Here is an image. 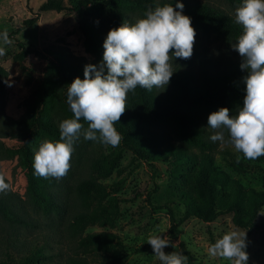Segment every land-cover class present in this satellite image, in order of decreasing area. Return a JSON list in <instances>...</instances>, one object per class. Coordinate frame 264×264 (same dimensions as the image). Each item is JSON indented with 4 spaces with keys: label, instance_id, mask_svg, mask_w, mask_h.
Returning a JSON list of instances; mask_svg holds the SVG:
<instances>
[{
    "label": "trees",
    "instance_id": "1",
    "mask_svg": "<svg viewBox=\"0 0 264 264\" xmlns=\"http://www.w3.org/2000/svg\"><path fill=\"white\" fill-rule=\"evenodd\" d=\"M96 2L107 6V12L104 5L89 17L79 12ZM177 2L156 4L154 0H44L35 13L29 11L32 17L22 20L18 27L8 33L9 38L14 40L19 31L32 27L38 16L45 12L77 13V29L83 38L84 52L93 57L92 60L75 57L61 47L28 49L20 42H16L18 51L12 57L17 62L28 56L45 61L36 100L26 108L24 116L17 120L8 119V124L16 129L15 135L21 143L13 153L17 155V165L25 179L28 203L44 217L56 218L64 234L63 239L69 244V253L63 257L56 255L63 258V264H89L85 257L88 253H98L104 261L110 263H117L126 257L123 242L116 234L108 231L86 232L89 227L112 228L119 214L121 201L116 196L119 183L104 185L101 181L108 178L116 168L123 150L151 168L158 161L168 164L167 198L155 209L165 211L171 240L175 239L176 228L188 219L210 223L222 216H229L231 225L247 232V237L257 231L264 234L263 225L257 222L258 214L264 210V189L246 188L215 166V145L202 125V121L207 123L208 116L220 108H228L230 115H236L237 110L243 107L246 92L242 78L247 73L236 63L221 75L199 80L188 73L175 71L169 86L162 90L153 87L148 91L138 86L135 92L128 93L126 111L114 125L122 136L119 150L107 156L91 158L86 177L75 179L73 184L67 183L70 173L61 179H45L34 175L32 164L39 145L44 139L57 141L60 138L58 132L51 130L39 118L38 110L50 72L53 71L64 84L57 90V94L63 104L70 108L67 104V86L77 77L84 78L85 65H99L102 61L103 43L107 37L102 28L108 27L111 30L120 27L122 23L129 22L131 12H139L144 18L145 12L150 9L164 4H171L175 8ZM180 3L184 4L183 15L191 19L195 32L236 41L242 34L241 25L214 8ZM6 87L7 73L0 67L1 99ZM90 142L81 137L73 146L74 153H79ZM232 162L238 169L241 168L240 163ZM258 162L264 163V157L258 158ZM260 170L264 174V169ZM61 186H64L63 192ZM156 191L157 185L154 183L152 190L146 194L148 203ZM174 202L182 206L179 218L175 217L169 206ZM16 205L10 193H0V216L12 224L31 225L30 221L15 213L13 208L19 210ZM178 247L188 257V261L192 260L182 243ZM172 250L171 246L164 249L166 254L172 253ZM136 252L154 254L149 244L143 245ZM51 259L52 256L38 248L30 250L27 256L17 262L6 260L0 261V264H45ZM156 264L160 262L157 260ZM248 264L264 262L248 260Z\"/></svg>",
    "mask_w": 264,
    "mask_h": 264
},
{
    "label": "rangeland",
    "instance_id": "2",
    "mask_svg": "<svg viewBox=\"0 0 264 264\" xmlns=\"http://www.w3.org/2000/svg\"><path fill=\"white\" fill-rule=\"evenodd\" d=\"M44 0H0V31L7 29L8 33L18 27L22 20L32 17L38 5ZM184 2L189 5H205L214 8L231 20L235 21V10L241 6L243 0H154L156 4L169 2ZM104 4L96 2L82 8L79 12L85 17L91 16ZM105 6V5H104ZM107 12L108 7L105 6ZM142 18L139 12L129 14V24ZM107 35L110 29L102 28ZM82 36L77 29V13L64 14L49 11L38 16L36 23L29 28L19 31L10 45L5 47V55L0 56V67L7 73V87L4 97L0 98V175L5 177L10 185L7 192L15 198L16 207L13 208L21 218L30 221L31 225L12 224L0 216V261L10 260L17 262L29 254L30 250L42 249L44 254L52 256L50 262L45 264H63V257L69 253V244L63 239L64 234L58 227L56 218H46L34 210L28 203L25 191V179L18 167L17 155L13 153L21 143L17 139L16 129L9 126L8 119L17 120L24 116L26 108L37 98L40 90L45 61L32 56L17 62L12 59L18 51L16 42L25 48L43 50L49 47H61L75 57L92 60L93 57L84 52ZM233 39H224L214 34L196 32L193 47L194 54L190 59H172V71L190 74L194 79L214 77L227 71L232 64H241V57L234 51ZM2 46V45H0ZM64 86L57 75L51 71L46 83L43 98L39 106V118L51 130L59 133V123L67 118H73L70 108L66 107L57 94V90ZM169 84L165 87H168ZM165 87L157 88L162 90ZM81 123H84L81 121ZM203 127L209 134L212 129L202 121ZM87 127V124H85ZM227 137V133H225ZM215 166L226 172L231 178L238 180L244 187L255 190L264 189V163L256 160L245 159L236 152L231 145L215 142ZM120 149L91 141L79 153H72L70 160L71 176L67 179L68 185L75 179L86 177L88 162L91 158L107 156ZM77 157V161L75 160ZM264 157V156H263ZM240 163L241 168L232 162ZM154 168L136 160L131 153L123 150L116 168L111 175L102 180L104 185L119 183L116 196L119 203V214L112 228L89 227L86 232L108 231L116 234L123 242L126 257L117 263L104 261L98 253H88L85 257L89 264H156L157 259L149 252L137 253V249L147 244L149 234H161L168 237L173 251L181 252L178 244L182 243L190 253L192 260L188 264H227L208 254L211 244L235 228L229 221V216H222L210 223H202L196 219H188L175 230V239L169 237V221L164 210H157L155 206L161 205L167 198V185L169 181L168 164L154 162ZM244 167V169H242ZM156 183L157 191L151 195L150 203L146 200L153 184ZM62 188V189H61ZM64 186L60 189L63 192ZM68 197L70 193L67 192ZM176 218L182 213V206L176 202L169 204ZM257 222L264 227V210L257 216ZM246 251L249 261L264 262V234L260 231L249 234L247 237ZM182 253V252H181ZM183 254V253H182ZM184 255V254H183Z\"/></svg>",
    "mask_w": 264,
    "mask_h": 264
},
{
    "label": "clouds",
    "instance_id": "3",
    "mask_svg": "<svg viewBox=\"0 0 264 264\" xmlns=\"http://www.w3.org/2000/svg\"><path fill=\"white\" fill-rule=\"evenodd\" d=\"M183 9L180 2L175 8L171 4L157 6L135 23L124 22L108 32L99 65H85L84 78L77 77L67 86V104L73 118L59 123V140L44 139L39 145L32 164L35 176H66L73 146L81 137L119 146L122 136L114 125L126 111L128 93L138 86L148 91L167 86L174 74L170 61L187 60L193 55L196 32ZM235 23L242 26V34L232 48L241 57V70L247 73L242 78L246 92L243 107L236 115H230L228 108L212 112L207 127L212 129L213 143L231 145L245 159L256 160L264 156V0H243L235 10ZM11 43L4 29L0 32V56L5 55L4 46ZM8 190L10 185L0 175V193ZM147 244L160 264H188V257L181 252L165 253V248L177 247L170 245L166 236L149 234ZM246 248L247 232L232 230L207 251L227 264H248Z\"/></svg>",
    "mask_w": 264,
    "mask_h": 264
}]
</instances>
